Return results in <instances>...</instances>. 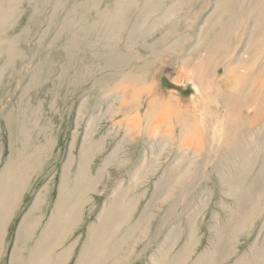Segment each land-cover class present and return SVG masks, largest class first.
<instances>
[{
    "label": "rangeland",
    "instance_id": "rangeland-1",
    "mask_svg": "<svg viewBox=\"0 0 264 264\" xmlns=\"http://www.w3.org/2000/svg\"><path fill=\"white\" fill-rule=\"evenodd\" d=\"M0 264H264V0H0Z\"/></svg>",
    "mask_w": 264,
    "mask_h": 264
}]
</instances>
